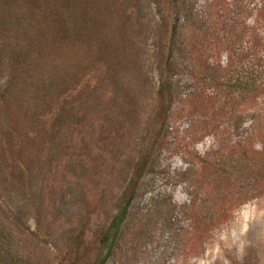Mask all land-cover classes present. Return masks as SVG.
Instances as JSON below:
<instances>
[{
	"label": "rangeland",
	"instance_id": "obj_1",
	"mask_svg": "<svg viewBox=\"0 0 264 264\" xmlns=\"http://www.w3.org/2000/svg\"><path fill=\"white\" fill-rule=\"evenodd\" d=\"M138 1L139 8L133 10L127 30L116 43L128 53L122 67L132 53L133 74L139 86L146 82L145 97L151 103L156 80L150 51L156 40L147 21L154 24V7L150 0ZM189 8L193 12L182 21L183 49L175 77L178 99L165 137L104 264H264V0H189ZM95 12L108 20L109 27L101 34L111 38L116 30L110 24L122 22L124 10L112 14L95 6ZM236 30L237 35L240 30L253 35L243 45V74L251 77L253 73V82L244 84L225 105L224 110L234 114L221 115L215 98L224 95L209 88V107L216 106L218 111L206 110L202 81L205 64L215 70L221 67L224 73L229 57L226 42L236 40ZM78 50L63 45L61 61ZM12 57L0 52V88L10 79ZM143 62L149 71L146 79L140 71ZM119 77L101 85L98 109L87 112L89 117L97 114L92 117L94 129L82 136L86 144L94 145L102 143L108 129L112 133L118 129L126 147L119 151V163L112 166L110 156L94 161L92 177L83 182L77 180L76 170L73 174L68 169H46L38 178L40 192L34 203L0 193V264L11 260L55 264V255L66 246L70 232L84 229L92 239L112 217L137 154L133 143L147 138V125L125 133L129 88ZM144 90L143 85L135 92L143 96ZM196 96L198 104H190ZM86 99L91 100L90 96ZM240 109L246 114L239 124L233 111Z\"/></svg>",
	"mask_w": 264,
	"mask_h": 264
},
{
	"label": "trees",
	"instance_id": "obj_2",
	"mask_svg": "<svg viewBox=\"0 0 264 264\" xmlns=\"http://www.w3.org/2000/svg\"><path fill=\"white\" fill-rule=\"evenodd\" d=\"M92 1L99 11L115 14L119 9L124 10L122 22L110 24V28L116 30L111 38L101 34L109 27V22L103 13L95 12ZM147 1L142 0V3ZM150 2L154 7V24L147 23L155 33L156 44L150 51V59L156 84L148 103L146 82L139 86L133 74L132 53L122 67L128 53L123 45L116 43L127 30L133 10L139 8L138 0H0V52L11 53L10 60L14 64L7 85L0 88V193L13 195L24 203H34L35 195L40 192L38 178L47 170L68 169L73 174L76 170L77 180L83 182L92 177L89 173L94 169V161L110 156L112 166L119 163V151L126 147L118 129L113 133L108 129L102 143L96 145L86 144L82 138L83 133L94 129L95 125L92 117L97 114L87 116L88 109H98L97 93H101V85L112 77L120 76L119 80L129 88L130 104L124 111V122L129 125L125 133L131 129V134L134 129L138 131L147 125L144 128L147 138L133 143L137 154L126 186L114 203L112 217L98 227L92 239L84 229L70 232L66 246L55 255V264L105 263L151 167L154 152L165 137L170 113L178 99L175 77L183 49L182 21L193 11L189 0ZM43 30L49 32L43 33ZM250 35L244 30L237 35L236 30V40L227 39L229 57L224 73L221 74V67L215 70L205 64L206 75L202 81L205 96L201 98H205L206 110L214 108L209 107L211 98L207 95L212 88L224 95L215 98L220 114H234L224 110L225 105L230 99L234 100L232 94L244 89V84L254 76L253 73L251 77L243 74V45ZM63 45L73 50L80 47V50L61 61ZM110 55L114 57L109 59ZM140 71L146 79L149 71L144 62ZM143 85L145 90L141 96L135 91L139 87L141 91ZM198 94L201 96L200 92ZM89 96L91 100L86 99ZM198 99L196 96V102L190 104H198ZM215 108L218 111V107ZM233 112L239 116L240 124L245 110ZM15 218L19 221L18 216ZM8 264L17 263L11 260Z\"/></svg>",
	"mask_w": 264,
	"mask_h": 264
}]
</instances>
